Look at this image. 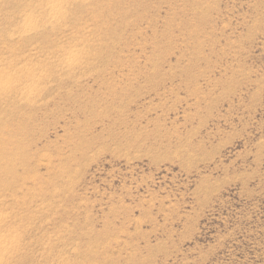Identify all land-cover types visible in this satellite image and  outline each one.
<instances>
[{
	"label": "rangeland",
	"instance_id": "rangeland-1",
	"mask_svg": "<svg viewBox=\"0 0 264 264\" xmlns=\"http://www.w3.org/2000/svg\"><path fill=\"white\" fill-rule=\"evenodd\" d=\"M12 68L0 264H264V0H0Z\"/></svg>",
	"mask_w": 264,
	"mask_h": 264
},
{
	"label": "bare ground",
	"instance_id": "bare-ground-1",
	"mask_svg": "<svg viewBox=\"0 0 264 264\" xmlns=\"http://www.w3.org/2000/svg\"><path fill=\"white\" fill-rule=\"evenodd\" d=\"M45 1V0H44ZM47 1V3L50 5V8H51V11L52 12H55V10L59 7V5H60V3H61V0H46ZM43 2V1H42ZM69 2V1H68ZM28 4V3H27ZM32 4V3H31ZM26 7V6H25ZM28 20V19H27ZM30 23H31V20H29V25H30ZM66 52V51H65ZM72 61V60H71ZM69 62V61H68ZM70 64H71V62H69ZM73 63V62H72ZM23 74V73H26V75L28 76V78H29V76L30 75H33L32 73H30V72H28L27 70H22L21 68H18V69H15V68H12V69H9V70H7L6 72H3V73H1L0 74V93H5V92H7V91H11V89H13V87H15L14 86V82H15V76L17 75V78L20 76L19 74ZM18 79H20V78H18ZM17 79V80H18ZM22 82V81H21ZM19 83V82H18ZM14 91V90H13ZM11 93L13 94V92L11 91ZM29 93V92H28ZM10 93H8V95H9ZM16 95H17V93H15ZM6 95V94H5ZM4 95V96H5ZM22 96H24V93L21 91L20 92V97L22 98ZM27 97H28V95H27ZM0 98H1V96H0ZM7 98V97H6ZM9 99V97L7 98V100ZM17 99V98H16ZM15 99V100H16ZM13 100V99H12ZM3 102H5V100H3ZM10 102V101H9ZM12 102V101H11ZM14 102V101H13ZM1 105V104H0ZM3 105V104H2ZM1 140V139H0ZM5 140V139H4ZM1 143H0V145L2 144V145H4L3 143H2V141H0ZM5 142H7L6 140L4 141V143ZM9 143V142H8ZM5 145H6V143H5ZM5 145H4V147H5ZM10 146H11V140H10ZM9 145L7 146L6 145V148H8V147H10ZM1 148V147H0ZM3 149V148H2ZM4 150V149H3ZM8 150V149H7ZM11 151H14V150H11L10 149V153H11ZM2 153H3V151H1ZM5 153H8V151L6 152V150H5ZM9 153V154H10ZM11 157V156H10ZM1 158H3L2 156H1ZM7 158V157H6ZM8 159V158H7ZM4 159H2V161H3ZM1 161V159H0V162H2Z\"/></svg>",
	"mask_w": 264,
	"mask_h": 264
}]
</instances>
